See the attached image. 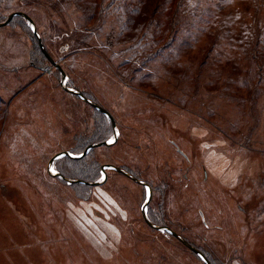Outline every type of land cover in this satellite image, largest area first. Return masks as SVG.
<instances>
[{
  "label": "rangeland",
  "instance_id": "374dc122",
  "mask_svg": "<svg viewBox=\"0 0 264 264\" xmlns=\"http://www.w3.org/2000/svg\"><path fill=\"white\" fill-rule=\"evenodd\" d=\"M120 1L0 0V264H264V0Z\"/></svg>",
  "mask_w": 264,
  "mask_h": 264
},
{
  "label": "water",
  "instance_id": "95a60500",
  "mask_svg": "<svg viewBox=\"0 0 264 264\" xmlns=\"http://www.w3.org/2000/svg\"><path fill=\"white\" fill-rule=\"evenodd\" d=\"M15 16H23V17L29 22V24H32V22H31V20L29 19L28 16H26L25 14L20 13V12H15V13L10 14V15L7 17L6 21H5L4 23L0 24V27L3 26V25H5V24H7V23H8L13 17H15ZM34 33H35V32H34ZM35 35H36V33H35ZM37 38H38V45H39V48H40L41 52H42L43 55L47 58V60L52 64V66L56 67V68L60 71V74H61V77H62V83H63V82L65 81V73L60 69V67H59L58 64H56L55 62H53L52 58L47 54L46 50L44 49L43 45L41 44V41H40V39H39L38 36H37ZM63 88H64L66 91H68V92H71V93H74V94H77L78 96H80L85 102H87L88 105L92 106L93 108L97 109L99 112H101L102 114H104L106 117H108V119L110 120L112 126H114L113 118L110 116V114H109L106 110H104V109L101 108L99 105L95 104L94 102H91V101L85 99L84 97H82V95L78 94L77 92L72 91V90H69L65 85H63ZM110 144H111V143H107V142H103V143H101V144H91V145H89V146L86 148V150H85L80 156H70L67 152H63V153H60V154L56 155L54 158H52V159L50 160V163H52V162H53L55 159H57V157H59L60 155H62V156H70L71 158H82L84 155L87 154V152H88L90 149H92V148H94V147L101 146V145H110ZM113 168H114V167H113ZM114 169L117 170V171L122 172L121 170H119V169H117V168H114ZM56 175H57V176H60V174H56ZM64 179H65V178H64ZM65 180H66V179H65ZM66 181L69 182V183L76 182V181H71V180H66ZM77 182H78V181H77ZM137 182H138L139 184H141V185H144V183H141V182H139V181H137ZM98 184H99V183H92V185H98ZM150 196H151V189L149 188V196H148V199L146 200V203L149 201ZM144 218H145L146 223H147L149 226H151V227H153V228H155V229H158V230L161 229L160 227H156V226L151 225V223L146 219V216H144ZM165 229H166V228H165ZM166 230H167V229H166ZM168 231H169L173 236H175L178 240H180V241L183 243V245H185V246L188 247L192 252H194L195 254H197L198 256H200V257L202 258V260L205 262V264H209L208 261H207V259L204 258V257L202 256L201 252H199L197 249L193 248V247H192L191 245H189L187 242H185L184 240H182L181 238H179L174 232H172V231H170V230H168Z\"/></svg>",
  "mask_w": 264,
  "mask_h": 264
},
{
  "label": "trees",
  "instance_id": "16d2710c",
  "mask_svg": "<svg viewBox=\"0 0 264 264\" xmlns=\"http://www.w3.org/2000/svg\"><path fill=\"white\" fill-rule=\"evenodd\" d=\"M144 1L145 0H125L124 2H121L120 1V3H122V4H125V5H127V3H128V5H131L130 7H127L126 6V9H127V11H129L128 12V14L129 15H137L138 13H139V11H140V9H141V6H142V4L144 3ZM180 7V6H179ZM156 10L158 11V9L156 8ZM178 10H179V8H178ZM39 46V45H38ZM88 147V146H87ZM57 170L60 172V174L62 173V171H61V169H59V168H57ZM63 174V173H62ZM68 178V177H67ZM80 180L82 181V182H84V185H86L87 183H90V182H93V181H95V179L94 178H90L88 175H86V174H81V176H80ZM79 183V182H78ZM78 183H77V185H78ZM76 185V184H75ZM210 261V260H209Z\"/></svg>",
  "mask_w": 264,
  "mask_h": 264
},
{
  "label": "snow or ice",
  "instance_id": "6c2138e0",
  "mask_svg": "<svg viewBox=\"0 0 264 264\" xmlns=\"http://www.w3.org/2000/svg\"><path fill=\"white\" fill-rule=\"evenodd\" d=\"M111 142V141H110Z\"/></svg>",
  "mask_w": 264,
  "mask_h": 264
}]
</instances>
